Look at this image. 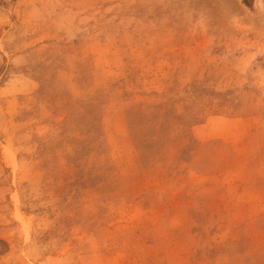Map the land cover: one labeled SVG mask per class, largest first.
<instances>
[{"label":"rangeland","instance_id":"obj_1","mask_svg":"<svg viewBox=\"0 0 264 264\" xmlns=\"http://www.w3.org/2000/svg\"><path fill=\"white\" fill-rule=\"evenodd\" d=\"M0 264H264V0H0Z\"/></svg>","mask_w":264,"mask_h":264}]
</instances>
